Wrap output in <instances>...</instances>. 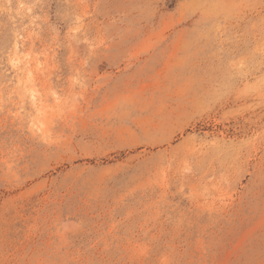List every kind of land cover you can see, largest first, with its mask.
Masks as SVG:
<instances>
[{"label":"rangeland","instance_id":"1","mask_svg":"<svg viewBox=\"0 0 264 264\" xmlns=\"http://www.w3.org/2000/svg\"><path fill=\"white\" fill-rule=\"evenodd\" d=\"M0 264H264V0H0Z\"/></svg>","mask_w":264,"mask_h":264},{"label":"bare ground","instance_id":"2","mask_svg":"<svg viewBox=\"0 0 264 264\" xmlns=\"http://www.w3.org/2000/svg\"><path fill=\"white\" fill-rule=\"evenodd\" d=\"M14 63H15L16 66H19V65L21 66L22 65V62H21V59L20 58H15ZM32 97L35 99L34 95Z\"/></svg>","mask_w":264,"mask_h":264}]
</instances>
